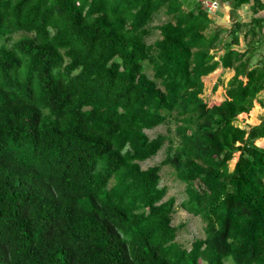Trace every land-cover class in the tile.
<instances>
[{
  "label": "trees",
  "instance_id": "trees-1",
  "mask_svg": "<svg viewBox=\"0 0 264 264\" xmlns=\"http://www.w3.org/2000/svg\"><path fill=\"white\" fill-rule=\"evenodd\" d=\"M226 1L231 18L250 3ZM251 8L224 40L197 2L0 0V264H264V116L236 124L264 106V5ZM220 67L235 75L210 106L203 77ZM163 125L174 134L148 135ZM163 166L204 222L188 249Z\"/></svg>",
  "mask_w": 264,
  "mask_h": 264
},
{
  "label": "rangeland",
  "instance_id": "rangeland-1",
  "mask_svg": "<svg viewBox=\"0 0 264 264\" xmlns=\"http://www.w3.org/2000/svg\"><path fill=\"white\" fill-rule=\"evenodd\" d=\"M221 1V0H220ZM190 4H187L190 7ZM184 8V7H183ZM240 9L236 11V14L231 18V10H230V20L233 23L234 20L241 21L240 15L238 13ZM210 18V17H209ZM168 17L161 11L155 14L154 20L151 24L152 27L159 26L160 24L166 22ZM231 24H220L217 22V19L212 18L209 32L219 31L221 32V37L224 40H228L227 31L230 29ZM160 38L159 31L154 30L152 36L148 39V43H153L157 39ZM218 49L214 50V54L216 58L219 56ZM148 74L152 76V71L148 70ZM219 81L217 89H213L214 84ZM203 82L205 85L204 93L202 95L203 99L210 105L220 104L224 100V91L227 86V77H224V74L219 71H215L212 74L203 77ZM264 112L261 109H257L256 107L252 109L249 114H240L236 121L241 127H246L252 125L256 122V119L260 118ZM168 126H160L154 130L147 131L148 135L153 138L158 134H165V135H173L174 134V127H172V132L168 131ZM258 145H264V140H259L257 142ZM167 152V144L166 146L158 153V155L145 163L142 164L143 168L146 169L150 166L160 164L166 156ZM238 154L232 162L230 163V168L234 167V164L237 160ZM162 187L167 188V198L174 197L176 199V209L175 214L173 217V224L178 228L177 232V242L184 248H190L191 243L198 238H204V222L199 216H194L193 214L189 213L184 207L183 203L187 199L186 194V184L181 182L175 174V171L170 166H163L161 171V183ZM200 264H206L204 261H200ZM225 264H236L231 257L226 258Z\"/></svg>",
  "mask_w": 264,
  "mask_h": 264
},
{
  "label": "crops",
  "instance_id": "crops-1",
  "mask_svg": "<svg viewBox=\"0 0 264 264\" xmlns=\"http://www.w3.org/2000/svg\"><path fill=\"white\" fill-rule=\"evenodd\" d=\"M218 1L220 3L219 9L214 14L208 15V17H210V19H212V18L215 19L216 18L217 19V22L220 23V24H224V25H227L228 23L231 24L232 23L231 20H230V10H231V7H230L229 3L226 0H221V1L218 0ZM259 1L261 2V4L264 5V0H259ZM193 2H195V0H183V7L185 9H188V5L187 4L193 3ZM253 2H254V0H250V3L243 5L240 8V10L238 11L242 22H249L252 19V17H253V10H252L251 6H252ZM255 16L262 17L264 19V9H262V11H259V13L256 14ZM231 27L232 26H230V29H231ZM262 39L264 40V27H263V31H262ZM247 44H248V40H245L244 36L241 34V36H240V43L238 45L234 46V49L237 50V51H239V52H244L247 49ZM223 52H224V50L223 49H220L219 56L221 54H223ZM216 71L222 72L224 74V77H227V84H228V82L235 75V71L232 70V69H229V68H222V67H220ZM260 99L262 101H264V91L261 93ZM255 107H256V110L257 109L258 110L259 109L260 110L261 109L263 110V108H264V106H261L260 103H257V102L255 103V105H254L253 108H255ZM261 114H263L262 116H264V112L261 113ZM260 122H261V117L259 119L257 118L256 119V122H254L252 124V126L258 125ZM261 140H264V139H261ZM258 146H261V147L264 148V145H258Z\"/></svg>",
  "mask_w": 264,
  "mask_h": 264
},
{
  "label": "built area",
  "instance_id": "built-area-1",
  "mask_svg": "<svg viewBox=\"0 0 264 264\" xmlns=\"http://www.w3.org/2000/svg\"><path fill=\"white\" fill-rule=\"evenodd\" d=\"M203 10L208 14H214L220 7V3L218 0H195Z\"/></svg>",
  "mask_w": 264,
  "mask_h": 264
}]
</instances>
